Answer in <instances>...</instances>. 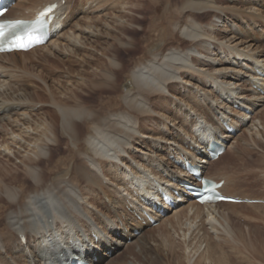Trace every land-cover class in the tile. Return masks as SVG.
<instances>
[{"label":"bare ground","instance_id":"obj_1","mask_svg":"<svg viewBox=\"0 0 264 264\" xmlns=\"http://www.w3.org/2000/svg\"><path fill=\"white\" fill-rule=\"evenodd\" d=\"M13 1L5 19L59 7L45 45L0 54V264H140L146 232L133 229L127 205L160 220L164 239L180 235L169 264H228L243 204L198 203L187 184H202L184 167L224 180L225 196L260 199L224 164L249 148L232 129L264 135V1ZM135 52L130 66L123 55ZM17 55L42 68L6 62ZM32 83L46 85L48 100ZM213 146L225 147L214 161ZM183 218L199 230L167 229Z\"/></svg>","mask_w":264,"mask_h":264},{"label":"rangeland","instance_id":"obj_2","mask_svg":"<svg viewBox=\"0 0 264 264\" xmlns=\"http://www.w3.org/2000/svg\"><path fill=\"white\" fill-rule=\"evenodd\" d=\"M262 1H264V0H262ZM63 3H65V1H63ZM240 3H237V5H240ZM262 3L264 5V2H262ZM262 3L260 2L261 5H262ZM242 4L243 3H241V6H242ZM261 5H258V7L260 9H263L262 12H260L261 17L260 18L256 17V20H257V22H259V25L262 28H264V14H263L264 13V7H263V5L262 6ZM77 6H78V3H76L75 7H77ZM82 22H85V20H82ZM257 26H258V24H257ZM156 27H157V29L160 28V26H156ZM258 31H259L258 35L261 38V42L264 45V33L260 35L261 31L260 30H258ZM132 33L142 35V32L138 29H135L134 31H132ZM155 34H157V33H154L153 37H158V35L156 36ZM170 40L171 41H167L166 44L175 42V40H172V39H170ZM261 48L264 49V46ZM42 53H43L42 50L36 52L34 54V58H38ZM139 55H141L140 52H135L133 54H131V53L124 54L123 57L129 59V65L132 66L133 62H134L133 60H136ZM15 59H17V60H15ZM6 60H7L6 62L8 64L12 63L11 66L13 64H19L18 69H21L22 72L24 70V73H27L30 71L37 72V71H39V69L42 68L41 64H39L38 62H32L31 63L28 56H24V55H22V56L17 55V57H11V58L8 57V58H6ZM13 67H14V65H13ZM57 75L52 76L53 79L55 77H57ZM51 82L52 81H49V83H51ZM45 86H44V84H40V83H32V89H33L35 95L38 97L39 100L40 99L41 100H44V99L48 100L49 93L46 91ZM44 104H46L45 105L46 108L51 106V104L50 105H48L47 103H44ZM263 112H264V110H263ZM262 114L263 113H261V115ZM154 115H157V114L154 113ZM240 132L242 133V135L244 133L243 136L246 137V138L243 137L244 139L242 138L243 143L247 142L246 140L249 139L248 143L249 142L250 143L249 144L247 143L248 145H246V143L243 144V145L247 146V148L249 147L247 150L248 152L245 151L246 152V154H245V152L243 151L240 160L239 159H235V161L231 160L228 163H225L224 165H230V164L232 165L233 164L234 165L233 167H235V168H233L232 171H234L235 173L237 172L236 174H241V173L245 174L244 175V182L242 184V186L244 188L242 189V191L243 192L244 191L249 192L250 196L260 197V199L257 198L258 200H260V202H239L238 203V204H243V206H240L239 207L240 209H237V212L239 211L238 212L239 215L235 216L233 218V221H232V224L235 223L234 224L235 226L233 225L234 226L233 228L235 229L234 231L236 232V243L233 244L232 247H228L229 243L227 244V248H224L225 253L223 255V258L228 264H264V135H261L259 138L254 139L253 138L254 136H249V135L247 136V134H248L247 132H245V131L242 132L241 128L237 129L233 133V135L237 136V134L238 135L241 134ZM261 132L263 134L262 129H261ZM0 135H2V132H0ZM260 139H261V141H260ZM60 149H61V152H60L61 155L66 153V152H64L65 151L64 146H61ZM64 157H66V156H64ZM88 165L89 164L87 163L86 167H88ZM238 166H240V169ZM219 168H222V164L218 165L217 167L210 168L209 171H213V170H216ZM245 170H247V171H245ZM103 197H104V199H106L105 196H103ZM252 204H254V205H252ZM246 205H248V206L246 207ZM259 205H260V207H259ZM255 206H257V207H255ZM225 208H227V206ZM227 209H229L228 211L231 210L230 207H228ZM240 213L243 216H244V214H246L245 216L249 215L248 216L249 219H251L250 215H252L253 220L251 219L252 220L251 221L249 219H245L248 217H245V216L242 217L240 215ZM254 216H256V217H254ZM181 221H182V223L180 226L175 220H172L171 221L172 222L171 229L170 228H167V229H169V230H181L182 229L186 233H187V230H199V228L197 227L198 226L197 224H195V223L189 224V221L186 218H183ZM160 223H161V221L158 220L155 223L141 222V224L138 223L139 225L133 226V229L137 230L140 233L139 235H141V233L144 232V230L146 232L145 237L140 240L141 246H144V244L146 242V246H144L145 248L143 247L144 249H142V254L146 255V256H144L145 259L143 258L142 254H140L139 252L137 253V251H136L137 255H139L137 258V261L140 264H141V261H140L141 258L143 259L145 264H154L155 259H157V260L163 259V260H165V262L167 264L173 263L172 256H169V247L172 248V241L173 242L179 241L180 235L175 237V233L169 234L170 238L164 239L163 238V236H164L163 230H165V229H163V227H159ZM194 224H195V226H194ZM140 225H142L143 227ZM196 228H198V229H196ZM200 228H202L201 230L206 229V227H204V226H201ZM188 236H189V234H188ZM128 243H131L130 238L128 239ZM132 248L130 250H133L135 247L133 249ZM138 249L139 248H137V250ZM218 250H220V249H218ZM140 255H141V258H140ZM224 256H227V257H224ZM130 257H132L131 259L135 260V258L129 254V258ZM227 258H229V259H227ZM228 260H229V262H228Z\"/></svg>","mask_w":264,"mask_h":264},{"label":"snow or ice","instance_id":"obj_3","mask_svg":"<svg viewBox=\"0 0 264 264\" xmlns=\"http://www.w3.org/2000/svg\"><path fill=\"white\" fill-rule=\"evenodd\" d=\"M56 5H51L50 7H48L46 9V12L50 13L52 12L53 8H55ZM4 27V25H0V30H2ZM0 34H2V31H0ZM33 40V37L29 36V39H28V42H25L22 38H17L16 41H15V47H18V48H27L31 45V42ZM36 42L37 43H40L42 42L39 38H36Z\"/></svg>","mask_w":264,"mask_h":264}]
</instances>
